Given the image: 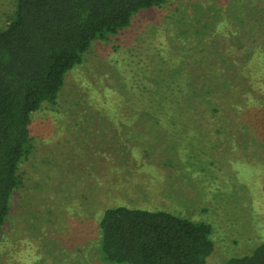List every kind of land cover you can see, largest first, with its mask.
Listing matches in <instances>:
<instances>
[{"label":"rangeland","instance_id":"rangeland-1","mask_svg":"<svg viewBox=\"0 0 264 264\" xmlns=\"http://www.w3.org/2000/svg\"><path fill=\"white\" fill-rule=\"evenodd\" d=\"M14 8L15 0H0V29ZM203 59L222 72L237 60L262 77L264 0H169L92 43L57 103L32 115L0 264H107L98 222L121 206L209 224L215 250L207 264L264 242V99L249 95L253 106L240 115L225 109L207 120H176L168 105L166 116L149 115L152 96L189 91ZM171 73L184 87L168 89Z\"/></svg>","mask_w":264,"mask_h":264},{"label":"trees","instance_id":"trees-1","mask_svg":"<svg viewBox=\"0 0 264 264\" xmlns=\"http://www.w3.org/2000/svg\"><path fill=\"white\" fill-rule=\"evenodd\" d=\"M168 1L15 0L12 16L0 29V234L12 195L21 186L19 165L32 149V115L44 104L57 103L66 75L83 62L93 42L117 35L135 15ZM195 65L198 73L187 78L192 81L189 91L178 87L176 93L152 96L150 116H166L163 109L168 105V114L174 113L176 120L187 115L207 120L208 113L225 109L238 115L246 103L247 109L253 106L250 96L264 99V74L254 78L256 74L237 60L223 68L226 74L210 59ZM173 74L163 81L168 89L174 84L184 87L183 78ZM203 82L209 89L202 93ZM98 231V251L107 264H207L215 250L209 224L166 211L109 208L102 213ZM225 264H264V242Z\"/></svg>","mask_w":264,"mask_h":264}]
</instances>
